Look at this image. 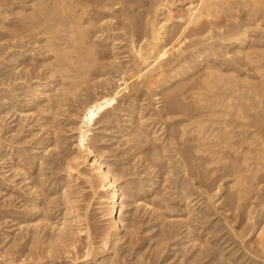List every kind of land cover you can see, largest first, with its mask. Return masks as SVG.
I'll list each match as a JSON object with an SVG mask.
<instances>
[{
	"label": "bare ground",
	"instance_id": "obj_1",
	"mask_svg": "<svg viewBox=\"0 0 264 264\" xmlns=\"http://www.w3.org/2000/svg\"><path fill=\"white\" fill-rule=\"evenodd\" d=\"M10 110L0 158L20 177L0 172V185L15 181L17 195L3 190L20 203L2 190L7 264L14 253L55 264L75 248L66 264H126L120 245L152 219L142 235L160 225L156 245L189 242L187 263L264 264V0H0ZM66 111L74 149L61 141ZM111 129L123 157L105 154Z\"/></svg>",
	"mask_w": 264,
	"mask_h": 264
},
{
	"label": "rangeland",
	"instance_id": "obj_2",
	"mask_svg": "<svg viewBox=\"0 0 264 264\" xmlns=\"http://www.w3.org/2000/svg\"><path fill=\"white\" fill-rule=\"evenodd\" d=\"M114 80H115V78L113 77V80H112L113 83L111 82L112 85H113L114 82H115ZM110 85H111V84H110ZM74 103H75V105L78 104V102H77V103L74 102ZM74 103H73V104H74ZM75 105H73L74 108H75ZM71 108H73V107H71ZM12 111H13V110H10V112H8L9 115H8L7 113H4V114L1 113V114H0V115H2V117H0V118L3 119V120L0 119V120H1V122H0V136L2 135V137H3V134H4V137L7 136V135H8L7 137H9V135H10V133H11V131H7L6 126L8 127V130H9L10 128H12L13 125H16V123L18 122L17 120H18V116H19L20 113L17 112V114H16V113H14V112H12ZM11 112H12V114H11ZM66 112H67V111H66ZM66 112H65V113H66ZM14 114H15V116H14ZM3 115H5V117L8 115V116H7L8 120H7V118L5 119V117H4ZM10 115H11V116H10ZM66 115H67V116H66ZM13 116H14V117H13ZM64 116H65V118L68 117L67 119H68L69 121H68L67 119L62 120V119L60 118V120H61L62 123H63L62 125H66V126H67V124H68L69 127H68V126L66 127V128L68 129V130H67V129L63 126V130H62V132H61V134H62V135H61V141L63 140L62 143H64L65 141H67V142H65L64 145H63V144H62V145H63L65 148H67V149H71V148L74 149V146H72V147L69 148V146L71 145V142L73 141V138H74L73 134L75 135L74 132H71V129L69 130V128H71V127H70V126H71V122H70L71 120H70V119H73V118H71V117L69 116L68 112H67ZM9 117H10V119H9ZM11 117H12V119H11ZM69 117H70V119H69ZM15 118H17V119H15ZM26 119H27L28 122H30V118H29V120H28V117H27V118L25 117V118H24L25 122H27ZM11 120H13V121H15V122H13V121H11ZM24 120H23V121H24ZM4 121H5V122H4ZM10 121H11L12 123H10L11 125L9 124V125H10V126H9L7 123H9ZM63 121H64V122H63ZM6 122H7V123H6ZM66 122H67V124H65ZM1 123H2V125H3L4 123L7 124V125L4 124V126L1 127ZM14 123H15V124H14ZM12 124H13V125H12ZM69 124H70V125H69ZM9 127H10V128H9ZM1 128H2V129H1ZM3 128H4V129H3ZM115 128H116V127H115ZM1 130H2V131H1ZM3 130H4V131L6 130V131L4 132ZM64 130H65V132H64V134H63V131H64ZM112 130H113V131H112ZM67 131H68V132H67ZM1 132H2V133H1ZM7 132H9V133H7ZM27 132H28V131H27ZM27 132H25V133H27ZM66 132H67V133H66ZM69 132H70V133H69ZM112 132H113V133H112ZM115 132H116V133H115ZM28 133H29V132H28ZM117 133L119 134L120 132H117L116 129H115V130H114V129L107 130V131L105 132V136H106V138H105V139H106L105 143H106V145H107L108 143H109V145H110V146L108 145V147H110V148H107V147H106V149H109V150H110V155H109V150L106 151L108 154H107V153H105V154L108 155L110 158H115V157L118 155V154H117V151H118L119 154H120V151H119V150H120V149L122 150V148H123L121 144L119 145V142H120V141L117 142L118 139L120 138V137H119L120 135H118ZM66 134H67V135L69 134V135H68L69 138H68L67 136H65ZM115 134H116L117 136H116ZM62 136H64L65 139H64ZM112 136H113V137H112ZM70 137H71V138H70ZM72 137H73V138H72ZM111 137H112V138H111ZM118 137H119V138H118ZM109 138H110V139H109ZM69 139H70L71 141H70ZM112 139H113V140H112ZM115 139H116V140H115ZM108 140H109V141H108ZM4 141H6L5 143H8L7 140L4 139ZM113 141H114L115 143H114ZM68 143H69L70 145H69ZM112 143L115 144V145H113ZM65 144H66V145H65ZM67 144H68V146H67ZM116 144H118L117 146H118L119 148L121 147L119 150H118V147H116ZM72 145H73V144H72ZM66 146H67V147H66ZM123 146H124V145H123ZM7 147H8V146H7ZM3 148H5V146H3ZM115 148H116V149H115ZM35 150H37V149H35ZM1 151H2V148H0V152H1ZM113 151H114V152H113ZM116 154H117V155H116ZM115 155H116V156H115ZM120 157H123V156H120ZM120 157L117 156V158H120ZM2 160H3L4 162H3ZM2 160H1V158H0V167H1L0 172H3V171H4L5 173H4V172H3V173H4L5 176H9V175H10V177H11V174H13V173H11L12 169H10V168L8 167V166H9V164H8V159L5 158V159H2ZM6 160H7V162H6ZM123 161H126V160H123ZM2 162L5 163V164H7V165L4 166L3 164H1ZM137 164H138V163H137ZM139 164H140V162H139ZM139 164H138V165H139ZM138 165H137V166H138ZM2 167H4L5 169L3 168V170H2ZM6 167H7V168H6ZM138 167H140V168H138ZM138 167L136 168L137 171H138L139 169L143 170V166L139 165ZM141 167H142V168H141ZM8 169H10V170L8 171ZM5 170H6V171H5ZM143 171H144V170H143ZM12 172H13V171H12ZM61 172H62V171H61ZM144 172H145V174H146L147 170L144 171ZM144 172H142L143 174L140 173V174H141V175H140L141 177L144 176ZM8 173H9V174H8ZM18 176H19V175H18ZM18 176L16 175V178H14L15 176H14V177H11V179H10L9 181H12V180H14V179H15V181H16V179H18ZM19 177H20V176H19ZM15 181H14V182H15ZM14 182H11V183H10V182H7L6 180H5V181L3 180V183H1V185H0V187H1V188H0V195L2 196V194H3L2 190L5 189V186H6V189H5V190L8 191L9 188H11V190H13V194L15 195V194H16L15 191H14L15 189H13V188L10 186V185L13 184ZM8 183H9V184H8ZM22 183H23V182H22ZM75 183H76L77 187H78V183H79V186H82V188L79 187V189L81 188V189L79 190V195H82V197H89V195L91 194V193H90V188H89L88 186H86V183H83L82 181L80 182V180L76 181ZM5 184H6V185H5ZM7 184H8V185H7ZM20 184H21V183H20ZM20 184H19L18 186H21V185H22V184H21V185H20ZM80 184H81V185H80ZM82 184H83V185H82ZM84 184H85V185H84ZM83 186H85V188H84ZM75 187H76V186H75ZM77 187H76V188H77ZM82 189H83V190H82ZM5 190H3V191H5ZM77 190H78V188H77ZM84 190H85V192H87V193H84V192H83ZM86 190H88V191H86ZM7 191L4 192V194H3L2 197L7 198V197L9 196L8 194L5 195ZM82 192H83V193H82ZM80 193H81V194H80ZM89 193H90V194H89ZM83 194H85V195H83ZM86 194H87V195H86ZM14 195H13L12 197H14ZM16 195H17V194H16ZM1 196H0V197H1ZM12 197H11V196L8 197L10 200H9L8 198H7V199L4 198V199H5L7 202H8V200H9L10 202H12V204H16V205L18 204V205H19L20 202H18V201H19L20 198H16V197H14L13 200H11ZM16 199H18V200H16ZM1 200H2V199H1ZM1 200H0V202H1ZM14 200H15V201H14ZM17 202H18V203H17ZM91 202H93V204L95 205L96 198H92V199H91ZM93 204L91 203V206H92V207L94 206ZM58 207H60V206H58ZM95 207H96V206H94L93 208H95ZM91 211L96 212V211H94V210H91ZM1 212H2V211H0V213H1ZM141 213H142V212H140V216H142V221H146V222H148L147 220H149L148 218H150L149 213H147V211H144V212H143V213L145 214L146 217L144 216L143 213H142V214H141ZM147 215H148L149 217H148ZM215 216H216V215H214V217H215ZM2 217H3V212H2L1 215H0V218H1V219H0V226H2V227L4 226L3 228H6V226L10 225L11 222L13 223V221L10 222L9 216H7L6 218L3 217V219H2ZM10 218H11V217H10ZM146 218H147V220H146ZM4 219H6V220H4ZM8 219H9V220H8ZM143 219H144V220H143ZM171 219H172V218H171ZM173 219H174V218H173ZM2 220L5 222V224H4V222H3ZM149 221H151V220H149ZM153 221H155V220L152 219V221H151L150 223H145V222H144V225H141V227H143V228H141L140 226L138 227V228L140 229V231H139V229H137L138 231L136 232V235H135V236L138 237V238H136L135 236H133V237H134V241H133V239H132L133 244L131 243V245H135V246H131L132 249H129V248H128V247H130V244H127L126 241H125L124 243L127 244V247H126V244H124V243H123L122 245H120V246H121V248H120L121 254L123 255V253H124V255H126L125 258L123 257L124 255L122 256L124 259L121 257V258H122V259H121V260H122V263L124 262L123 260H125V263H126V264H127V263H128V264H131L132 261L134 260L133 257L135 256L134 258L136 259V262H135V260H134L133 262L137 263V261H140V262H138V264H141V263L144 261V259H146V260L148 259L147 261L145 260V262H149V260H150L152 257H154V255H155V256L157 255V260H155V259H154V260H155L156 262H158V261L161 262V264H163L164 261H165L164 264H167V261L169 262L168 264H178V263H177V262H178V259H177L178 257H179V259L184 257V258L182 259V261H181V262H183V260H184V262H183V263L180 262V264H184V263L186 264V263H187V262H185V261H186V259H185L186 256H182V257H181V256H179V255H181V252H182V253L185 252V251H182V249H183V248H182V245H184V246L186 247V248H185V247L183 246L185 250L187 249V251H186L187 253H189L190 251H192V250L194 249V247H193L192 250L190 249V251H189V249H188V247L190 246V243H189V242H186V243H184V244H181L180 247H179V245H178V246H175V245H173V244L170 246V244L173 243L174 240H175L176 238H178V237L176 236V237L173 238V240L170 239V240H168L169 242H168V241H166V243L164 242V245L162 244L163 242L160 243V244H158V245H156L154 242H156L157 239H156L154 236H153V237H154L156 240H155L154 238H150L151 240L153 239L152 241H151L150 239H148L147 237H148V235H149V236H152V234L156 231V229H158V228L160 227V225H155V226H159V227H154V226H153V229L151 228L152 231H151V229H149V231H151V232L147 231V234L142 235L143 232L141 233V231L144 230V229L146 228L145 226L150 225V224H153ZM221 221H222V222H221ZM14 222H15V221H14ZM219 222H221V223H219ZM6 223H7V224H6ZM142 223H143V222H141V224H142ZM154 223L157 224V219H156V221H155ZM218 223L220 224V226H221V225L224 226V224H223V220H222V219H221L220 221H218ZM2 224H4V225H2ZM222 226H221V227H222ZM2 227H0V228L3 229ZM12 227H13V228H12ZM12 227H11V228L14 229V228L16 227V225H15V226H12ZM147 227H148V226H147ZM154 228H155V229H154ZM222 230H223V231H222ZM222 230H221V233L224 232V229H222ZM153 231H154V232H153ZM15 232H17V230H16ZM148 232H149V233H148ZM138 233L141 234V236H140ZM145 235H146V236H145ZM139 236H140V237H139ZM142 237H144V238H142ZM141 238H142V239H141ZM140 239H141L142 241H141ZM145 239H146V240H145ZM147 239L149 240V242H148ZM182 239H183V237H182ZM135 240H136V241H135ZM137 240H138V241H137ZM143 240H144V241H143ZM183 240H184V239H183ZM145 241L148 242V243H146ZM150 241H151V242H150ZM172 241H173V242H172ZM134 242H135V244H134ZM143 242H144V243H143ZM137 243H139V244H137ZM169 243H170V244H169ZM142 244H144V245H142ZM146 244H148V245H146ZM128 245H129V246H128ZM160 245H162L161 248H160ZM167 245H169V246H167ZM187 245H188V247H187ZM77 246H79V242L77 243ZM123 246H125L126 248L123 247ZM142 246H143V247H142ZM144 246H146L147 250H145L146 248H145ZM147 246H148L149 248H148ZM157 246H158L161 250L158 249ZM163 246H164V247H163ZM172 246H175L176 248L174 247V249H169V247L171 248ZM151 247H152V248H151ZM123 248H124V251H123ZM141 248H142V251L144 250L143 252L145 253L143 256H142ZM143 248H145V249H143ZM150 248H151V249H154V251H155V249H157L158 251L160 250L159 253H160V254L162 253V255H160V257H159V256H158V255H159L158 251L156 250V251L154 252V251L151 250ZM167 248H168V250H167ZM179 248H180L181 250H179ZM75 249H76V248H75ZM75 249H71L73 253L75 252ZM77 249H79V248L77 247ZM125 249H126V250H125ZM127 249H129V251H128ZM148 249H149V250H148ZM164 249H165V250H164ZM20 250H21V249H20ZM73 250H74V251H73ZM79 250H80V249H79ZM79 250H78V251L76 250V251L79 252ZM130 250H131V252H130ZM132 250H133V251L135 250L137 253H136L135 251L133 252ZM139 250H140V251H139ZM175 250H177V251H175ZM178 250L181 251V252H178ZM127 251H128V252H127ZM147 251H148V252L150 251V252H149V253H150L149 256H148ZM151 251H152V253H151ZM163 251H164V252H163ZM167 251H168V252H167ZM174 251H175L176 254H174ZM188 251H189V252H188ZM70 252H71V251H70ZM72 252H71V253H72ZM126 252H127V254H125ZM165 252H166V253H165ZM71 253H68V254H69V256L72 257ZM128 253H129V254H128ZM130 253H131V254H130ZM138 253L140 254V256H139ZM156 253H157V254H156ZM179 253H180V254H179ZM17 254H18V253H14L15 256L12 255L14 258L11 257V259H10V256L7 257V256L5 255V256L10 260V262H8L9 264H17V263H16L17 261H15V260H16V257H17V256H16ZM135 254L138 255V256H136ZM152 254H153V255H152ZM172 254L174 255L175 258L173 257ZM145 255H147V256H145ZM151 255H152V257H151ZM163 255H164V256H163ZM165 255H166V256H165ZM64 256H68L67 253H64ZM64 256H63V255L60 256V257L63 258V259H60V257H59V258H56V260H55V258H54V261H55L54 263L56 264V262L59 261L60 263L57 262V264H61V261H63V264H66V261H68V260H69L68 262L71 261V258H68L69 256L66 257L68 260H67ZM129 256H130V257H129ZM141 256H142V257H141ZM161 256H162V257H161ZM137 257H138V258H137ZM140 257H141V258L145 257V258L141 261ZM158 257H159V258H158ZM171 257L173 258V260H172ZM176 257H177V258H176ZM198 257H201V255L198 256ZM154 258H155V257H154ZM161 258H162V260H161ZM169 258H171V259H169ZM45 259H46V258H45ZM45 259H44V258H43V259L41 258V259H39V261H36L37 263H36L35 261H34V262H35V264H45V262L43 261V260H45ZM58 259H59V260H58ZM65 259H66V260H65ZM128 259H129V260L132 259L130 263H129V260H128ZM139 259H140V260H139ZM168 259H169L171 262H170ZM176 259H177V260H176ZM1 260H2V259L0 258V264H7V262H5L4 260H2V262H3V261H4V262L1 263ZM40 260H41V261H40ZM50 260H51V259H50ZM60 260H61V261H60ZM174 260L177 261V262H175ZM203 260L206 261V259H203ZM203 260H202V262H199V263H198V262H197V263H196V262H193V264H194V263H196V264L204 263ZM45 261H47V260H45ZM126 261H128V262H126ZM200 261H201V260H200ZM12 262H13V263H12ZM34 262H33V264H34ZM68 262H67V263H68ZM120 262H121V261H120ZM120 262L117 263V264H121ZM159 262L156 263V264H160ZM173 262H174V263H173ZM135 263H132V264H135ZM187 264H191V263L188 262Z\"/></svg>",
	"mask_w": 264,
	"mask_h": 264
}]
</instances>
